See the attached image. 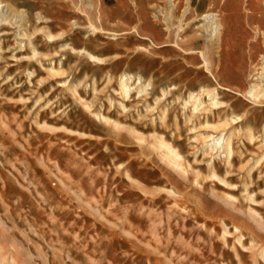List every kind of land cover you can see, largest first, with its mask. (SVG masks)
<instances>
[{"label":"rangeland","instance_id":"obj_1","mask_svg":"<svg viewBox=\"0 0 264 264\" xmlns=\"http://www.w3.org/2000/svg\"><path fill=\"white\" fill-rule=\"evenodd\" d=\"M0 2V264H264V0Z\"/></svg>","mask_w":264,"mask_h":264},{"label":"bare ground","instance_id":"obj_2","mask_svg":"<svg viewBox=\"0 0 264 264\" xmlns=\"http://www.w3.org/2000/svg\"><path fill=\"white\" fill-rule=\"evenodd\" d=\"M0 4H1V2H0ZM4 8H5V10H4ZM185 13H186V10L183 11V16L185 15ZM0 14H1L0 15V22H2V21H9V23H10L9 25L10 26H14L16 24V26H18L19 28H22L27 23L26 14L24 12H19V13L16 12L9 5H0ZM204 18L207 19V21H208L207 32L210 35V37L211 38H214V39H218L222 27H221L220 23H218V20H217L216 15L209 14V15L204 16ZM170 20H171V17L169 16L168 20H166L167 23H171ZM183 21H184V19L183 20H179V22H180V28H182V24L181 23ZM24 29H26V28L24 27ZM186 31H187V28L185 30H183L182 32H180V33L182 34V33H185ZM38 32H44L45 35L47 36V38L50 39V40H53L55 38V36L51 35L49 32L44 31L43 29L38 30L37 33ZM86 55L92 61L101 62V59H99V58H97V57H95V56H93V55H91V54H89L87 52H86ZM52 73H55V72H52ZM254 73L255 74L251 78L252 79V82L250 84V87H249L248 91L246 92V95L249 97L250 101H252L254 104L264 105V54L260 58L259 68L255 69V72ZM205 92L208 95H210V96L213 95L215 97L214 92L213 93H210L209 91H204V93ZM122 93L125 96H127L129 94V87H128V85H127V83L125 81L122 82ZM191 98H194V96L191 95ZM197 100L199 101L200 98H197ZM213 101H214V105H216L215 98H213ZM197 107H198V105L196 106V109H197ZM225 138H226L225 137V134H223L221 136V138L216 139L214 141V145L215 146H218V147H220V149L226 151V154L230 158L231 153H232L231 152V144H230L229 141H226ZM158 144H159L160 148H163V149H165V151H167L168 155H167L166 159L169 162H171L170 164H173V166H175L174 167L175 169L176 168H181L175 162L171 161V158L172 157L178 156L177 153H176V151H175V149L170 144H167L166 142H164L162 140H160L158 142ZM213 176H216V175L213 174ZM217 179H219L222 183L226 184V181L224 179H221L219 177H217ZM228 197L232 198L231 195L230 196L228 195ZM233 201L238 202V200H236L234 198H233ZM250 211H252V209H250ZM252 213H253V211H252Z\"/></svg>","mask_w":264,"mask_h":264}]
</instances>
